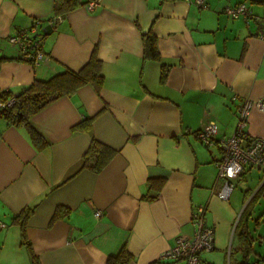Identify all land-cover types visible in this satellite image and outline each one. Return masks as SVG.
Instances as JSON below:
<instances>
[{
	"label": "crops",
	"instance_id": "0c3cea01",
	"mask_svg": "<svg viewBox=\"0 0 264 264\" xmlns=\"http://www.w3.org/2000/svg\"><path fill=\"white\" fill-rule=\"evenodd\" d=\"M53 2L0 0V92L78 70L95 45L103 83L99 92L83 85L31 116L48 141L42 149L25 128L0 117V264H34L12 222L27 208L25 237L37 264H105L123 246L129 264H185L160 256L178 236L193 235L200 204L215 232L206 264L241 260V226L254 239L249 260L264 258V190L257 192L264 163L247 168L237 179L244 188L222 199L214 183L220 149L196 136L209 121L217 124L215 137L229 136L240 99L264 98V0H92V8L57 20L43 39L44 59L22 60L8 36L35 20L47 24ZM240 2L249 17L223 11ZM149 29L159 59L144 57L141 33ZM86 117L88 129L75 127ZM247 130L264 138V110L251 109ZM92 138L115 150L98 172L80 168ZM151 177L164 182L150 199Z\"/></svg>",
	"mask_w": 264,
	"mask_h": 264
},
{
	"label": "trees",
	"instance_id": "16d2710c",
	"mask_svg": "<svg viewBox=\"0 0 264 264\" xmlns=\"http://www.w3.org/2000/svg\"><path fill=\"white\" fill-rule=\"evenodd\" d=\"M90 1L92 0H54L52 10L53 15H51L46 20L47 24L43 25L42 22L35 20L30 26L26 28L36 25V33L45 37L46 34L52 31L54 24L57 22L58 16L61 17L65 13L79 6L88 4ZM22 29H19L16 32ZM141 38L143 42L144 57L149 59H159L160 55L156 45V37L152 30L149 29L146 32H142ZM15 47L19 50L17 46ZM19 54L20 58L24 60L21 52ZM5 59V57L0 56V66ZM24 61L34 63L32 60L28 59ZM101 66L102 62L97 56V46L95 45L88 60L78 70H73L66 67L62 71L57 72L46 79H34L29 85L24 86L17 92H12L9 90L0 92L1 102H6L11 97H14L15 99L12 105H4L0 107V117H2L10 125L25 128L34 146L37 149L44 148L48 144V141L33 126L31 123V116L56 99L62 96L72 95L79 87L83 85L90 84L97 92H99L103 83ZM165 72L166 68L164 65H162L161 77L165 76ZM90 120V117H86L75 127L88 129L90 127ZM114 154L115 150L113 148L99 142L95 138H92L87 150L82 156L80 168H87L91 171L98 172L109 162ZM163 182L164 178L162 177L149 178V190H152L153 193H149L147 197L150 199L155 198L158 194V191L161 189ZM262 190H264V183H262L257 192H261ZM62 211L63 209L58 207L55 211V216L60 215ZM30 213V208L24 209L19 215L13 217L12 222L20 226L22 242L26 244L33 263L37 264L35 255L25 237V223ZM238 236L240 242L239 249L242 253V257L241 260L235 264H260L262 259H264L260 256L253 261L249 260L251 255L254 253L252 246L254 239L250 235L248 229L241 226L238 229ZM131 259L132 254L123 246L117 254L108 256L105 264H129Z\"/></svg>",
	"mask_w": 264,
	"mask_h": 264
},
{
	"label": "built area",
	"instance_id": "2783aa9c",
	"mask_svg": "<svg viewBox=\"0 0 264 264\" xmlns=\"http://www.w3.org/2000/svg\"><path fill=\"white\" fill-rule=\"evenodd\" d=\"M206 0H196L198 5H206ZM94 2H89L87 7L92 8ZM223 11L232 17L251 15L250 7L245 2H240L234 6L225 5ZM61 17L58 16L57 20ZM36 25L24 28L8 37V43L19 48L23 59L32 60L34 63L45 58L42 49L43 35L37 34ZM259 35L264 37V30ZM14 97L6 102L0 101V107L12 105ZM252 108L264 110V98L249 99L242 98L236 106V121L233 132L229 136L215 137L218 127L215 121H209L204 127L196 131V136L204 145L217 144L220 149V158L215 161L216 176L215 185L220 182L218 196L228 199L234 190V179L249 167H259L264 163V138L250 134L247 130L248 116ZM206 205L200 204L192 212L191 222L193 225V235L178 236L174 244L168 248L161 256L165 260H183L185 264H206L203 254L214 248L215 232L214 228L207 224ZM95 216L100 212L95 211ZM6 224L0 220V229Z\"/></svg>",
	"mask_w": 264,
	"mask_h": 264
},
{
	"label": "rangeland",
	"instance_id": "374dc122",
	"mask_svg": "<svg viewBox=\"0 0 264 264\" xmlns=\"http://www.w3.org/2000/svg\"><path fill=\"white\" fill-rule=\"evenodd\" d=\"M233 181H234V184L236 185V186L234 187L235 190H240V189L242 190V189L244 188V185H242L241 182L238 184V182H237L238 180H237V179H234ZM262 202H264V199H261V200H260V203H259L258 207L262 204ZM262 208H264V207H262ZM262 208H259V209L256 208V209H255V213H254V216H255V217L258 216V214L261 212V209H262ZM259 219H261V218L259 217ZM261 221H262V219L260 220V222H261ZM262 222H264V221H262ZM262 222H261L260 225H262ZM255 227H257V226L255 225ZM261 232L264 233V228H262ZM256 248H257V246H256ZM257 251H258V249H257Z\"/></svg>",
	"mask_w": 264,
	"mask_h": 264
}]
</instances>
